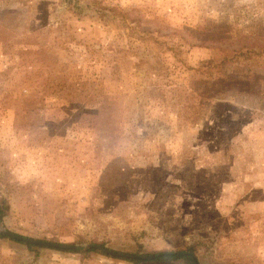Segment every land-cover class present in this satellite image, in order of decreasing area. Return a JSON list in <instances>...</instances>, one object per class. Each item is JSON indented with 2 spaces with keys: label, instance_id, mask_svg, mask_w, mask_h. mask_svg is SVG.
I'll list each match as a JSON object with an SVG mask.
<instances>
[{
  "label": "rangeland",
  "instance_id": "1",
  "mask_svg": "<svg viewBox=\"0 0 264 264\" xmlns=\"http://www.w3.org/2000/svg\"><path fill=\"white\" fill-rule=\"evenodd\" d=\"M0 205L80 248L0 264H264V0H0Z\"/></svg>",
  "mask_w": 264,
  "mask_h": 264
},
{
  "label": "trees",
  "instance_id": "2",
  "mask_svg": "<svg viewBox=\"0 0 264 264\" xmlns=\"http://www.w3.org/2000/svg\"><path fill=\"white\" fill-rule=\"evenodd\" d=\"M166 72H168V68L166 67ZM5 207H2V205H0V221L3 218V216L5 215ZM0 238H7L6 236L0 234ZM9 240L15 241V242H19L17 240L14 239H10ZM21 243V242H19ZM25 246L29 247H33L32 244H27V243H22ZM63 246V248L57 249L63 252H78L80 251V248L78 247H74L73 244H67V245H61ZM101 246V245H98ZM102 247V246H101ZM42 248V247H39ZM82 253L84 254H88V253H95V254H99V255H103L100 251L94 249V248H87L85 250L82 251ZM105 256V255H104ZM142 257H145V259H130V258H120V260L129 262L131 264H141L143 262H159V261H167V262H173V263H181V264H192V258L196 261V264H199L196 260V254H195V246H188L186 249L183 250H176V251H167V252H155V253H144L142 254ZM153 257V258H150Z\"/></svg>",
  "mask_w": 264,
  "mask_h": 264
},
{
  "label": "water",
  "instance_id": "3",
  "mask_svg": "<svg viewBox=\"0 0 264 264\" xmlns=\"http://www.w3.org/2000/svg\"><path fill=\"white\" fill-rule=\"evenodd\" d=\"M0 234L6 236L7 238L14 239L17 241H21V242H24L27 244L36 245V246L50 247V248H63V246H61V245H56V244H52L49 242H43V241H39V240H34V239H29V238L17 236L15 234H12V233L5 231V230H0ZM87 248H94L103 254L113 256V257L140 259V260L145 259V257H142V256H134V255H129V254L110 252L107 249H104V248H101L100 246H95V245H88ZM150 258H153V257H150ZM191 260H192V264H196V261L193 258Z\"/></svg>",
  "mask_w": 264,
  "mask_h": 264
}]
</instances>
